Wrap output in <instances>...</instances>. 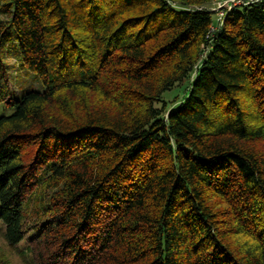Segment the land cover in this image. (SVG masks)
I'll list each match as a JSON object with an SVG mask.
<instances>
[{
	"label": "trees",
	"instance_id": "16d2710c",
	"mask_svg": "<svg viewBox=\"0 0 264 264\" xmlns=\"http://www.w3.org/2000/svg\"><path fill=\"white\" fill-rule=\"evenodd\" d=\"M208 1L0 0V222L33 264H264V0L213 30Z\"/></svg>",
	"mask_w": 264,
	"mask_h": 264
},
{
	"label": "rangeland",
	"instance_id": "374dc122",
	"mask_svg": "<svg viewBox=\"0 0 264 264\" xmlns=\"http://www.w3.org/2000/svg\"><path fill=\"white\" fill-rule=\"evenodd\" d=\"M252 0H241L237 3V0H209L207 3L202 5L191 4L189 5L191 8L194 7H204L212 12V19H213V29H216L220 24H222L224 16L229 12L230 9L233 7H237L240 5H249ZM5 18L4 16L0 15V20ZM8 33H12L8 30ZM10 35V34H8ZM4 46V52H6ZM11 56L7 57V63L5 66V70L12 74H15L16 71L18 74H15V79L17 77V81H15L14 76L9 79L8 86L11 90H16V97L19 98L22 94L27 91L35 90L42 92L44 90V86L41 81L38 79L35 73L27 71L22 67L19 68L16 66L15 60V53H11ZM13 70V71H12ZM20 70V71H19ZM16 85V86H15ZM180 93V88H174L171 91H167L164 93V97L166 100H171L174 95ZM12 112L11 108L3 106L0 104V115H6ZM4 226L0 222V260H4L7 264H33L32 258L33 254L29 250V245L26 240H21L15 244H9L6 239L4 238Z\"/></svg>",
	"mask_w": 264,
	"mask_h": 264
},
{
	"label": "built area",
	"instance_id": "2783aa9c",
	"mask_svg": "<svg viewBox=\"0 0 264 264\" xmlns=\"http://www.w3.org/2000/svg\"><path fill=\"white\" fill-rule=\"evenodd\" d=\"M241 0H237V3H239ZM259 0H252V2H257Z\"/></svg>",
	"mask_w": 264,
	"mask_h": 264
}]
</instances>
